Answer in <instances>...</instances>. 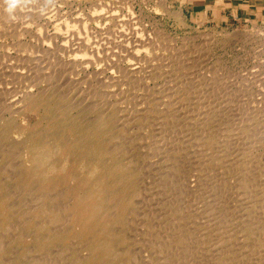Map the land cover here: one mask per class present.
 Instances as JSON below:
<instances>
[{
  "label": "rangeland",
  "instance_id": "rangeland-1",
  "mask_svg": "<svg viewBox=\"0 0 264 264\" xmlns=\"http://www.w3.org/2000/svg\"><path fill=\"white\" fill-rule=\"evenodd\" d=\"M28 2L39 17L0 48L26 59L22 91L53 83L16 120L22 264H264V24L192 20L175 0ZM55 29L87 49L46 53ZM74 55L85 73L61 72Z\"/></svg>",
  "mask_w": 264,
  "mask_h": 264
},
{
  "label": "bare ground",
  "instance_id": "bare-ground-1",
  "mask_svg": "<svg viewBox=\"0 0 264 264\" xmlns=\"http://www.w3.org/2000/svg\"><path fill=\"white\" fill-rule=\"evenodd\" d=\"M11 1V3H10ZM18 2H15V7L17 9L18 7V11L15 12L14 11V16H12V13L11 11L14 10L13 8H10V5L13 3V0H0V48L2 47L5 48L7 50V45L1 40H3L4 38H6L8 35L10 36H20L22 35V21H19V17L20 16H26L27 18L29 16L27 15H30L32 14V16L34 15L35 13V16L36 15V12H33L34 10H32V6L30 5V3L28 2V0L26 1H22V0H17ZM30 1V0H29ZM33 0H31V3H32ZM4 2H7V7H9L7 10L5 8V4ZM37 4V3H36ZM35 4V5H36ZM20 6V7H19ZM14 7V8H15ZM37 6L34 7V9L36 8ZM12 9V10H10ZM15 9V10H16ZM39 9V8H38ZM37 9V10H38ZM36 10V9H35ZM51 10V9H50ZM23 14V15H22ZM37 14H40L37 12ZM41 14L42 13V10H41ZM48 14H51V13H48ZM45 15V16H48ZM12 16V17H11ZM30 16V17H32ZM43 16V15H41ZM40 16V17H41ZM11 17V18H10ZM15 17V18H14ZM16 17H17V20H16ZM20 18V19H23V18ZM25 17V19H26ZM39 17V16H37ZM49 18V17H48ZM33 20V19H32ZM48 21V20H47ZM30 22V21H29ZM45 23V22H44ZM48 24V23H47ZM51 24V23H50ZM80 25V24H79ZM31 26V25H30ZM47 26V25H46ZM25 28V27H24ZM43 28V27H42ZM26 29V28H25ZM58 29H55L52 33H50L51 37L48 38L47 40L50 41L51 44H49L46 40L45 42V45L47 44V47H43L41 46V48L43 47L44 50H46L47 52L46 53H50V54H53L54 52L58 51L62 54V57L63 56H67L69 55L71 57V54L73 56V52H76V50H80V52H82L81 50H86V46H84V44L81 42V40H76V43L74 45L71 44V41L72 39L74 38H68L67 37V43H65L64 46L62 45H58L59 43L57 41H59V34H58ZM25 31V30H24ZM38 31V30H37ZM38 33V32H37ZM264 33V32H262ZM29 34V33H28ZM42 34V33H41ZM39 35V34H38ZM46 35V34H44ZM247 35V34H246ZM40 36V35H39ZM43 36V35H42ZM19 37V38H20ZM62 37V36H61ZM72 37V36H71ZM240 38L242 36H239ZM210 38V37H209ZM20 40V39H19ZM42 40V39H41ZM45 40V39H44ZM131 41V40H130ZM134 41V40H133ZM8 42V41H7ZM16 42V41H15ZM9 43V42H8ZM11 43V42H10ZM9 43L10 47L12 46L11 44ZM19 43H22V41H20ZM86 43V42H85ZM137 43V42H136ZM13 44V43H12ZM18 43H16L17 45ZM43 44V43H42ZM21 45V44H20ZM23 45L20 46H15V47H19L20 49L22 48ZM32 46V45H31ZM16 49V48H15ZM29 49V48H28ZM35 49V48H34ZM22 50V49H21ZM75 50V51H74ZM35 51V50H34ZM1 52V51H0ZM8 52V51H7ZM6 52V53H7ZM18 52V49L17 51ZM45 52V51H44ZM43 52V53H44ZM84 52V51H83ZM6 53H2L0 54V80L2 77L6 76V77H12V80L14 79L16 81V83L14 82V80H10L11 83H15L12 87H9L8 85H6V82L5 84L3 83V81H1L2 83H0V148L2 143H4L6 140L4 139H8V137H14V135H16L15 137L18 138V140H20V138L22 137V123L20 125V122L19 124L16 123V120H18V118H21V121H22V109H23V106L24 107H27L28 105L31 104L32 102V99L35 98V97H42L44 95H46L48 92H52V88L49 87L51 86L53 83H51V78H53V76L56 74L57 75V71L55 70H60V69H67L68 71H83V73H85V66L83 63H79L77 61L76 58V55H74L75 57L74 58H67L66 63L64 62H61L62 64V67L58 66V69H56V67H53L55 68H52V66L50 67V69L52 68V70H49L50 72H47L45 75V77L47 79H44L46 81V84L48 83H51V85H40V84H36L35 82L36 81H32V83L30 84L32 87H30V85H28L30 88L26 87L27 89L22 91V76H24V74L22 75V53L21 54H18V53H14L15 56H13V54H6ZM9 53V52H8ZM42 53V52H41ZM85 53V52H84ZM45 55V54H44ZM79 55V54H78ZM80 56V55H79ZM157 56V55H156ZM87 57V56H86ZM31 58V57H30ZM56 59V58H55ZM24 60H26L24 58ZM23 60V61H24ZM33 60V59H32ZM48 60H50L48 58ZM84 60V59H83ZM39 61V59H38ZM61 61V60H60ZM155 61V60H154ZM32 63V62H31ZM30 63V64H31ZM58 63L60 64V62L58 61ZM34 64V63H33ZM41 65V64H40ZM38 65V66H40ZM20 66V68H19ZM36 66V65H35ZM42 66V65H41ZM40 66V67H41ZM49 67V66H48ZM47 67V68H48ZM60 67V68H59ZM64 67V68H63ZM83 67V68H82ZM33 69V68H32ZM43 69H46V68H42ZM70 69V70H69ZM31 70V69H30ZM35 70V69H34ZM38 70V69H37ZM41 70V69H39ZM62 70V71H63ZM33 71V70H31ZM61 71V70H60ZM60 71H58L60 73ZM61 71V72H62ZM66 71V70H65ZM64 71V72H65ZM67 71V73H69ZM70 71V73H71ZM38 72V71H37ZM40 72V71H39ZM43 72V71H41ZM29 73V72H27ZM67 73H65V75L67 76ZM73 73V72H72ZM31 75V72L29 73ZM33 74V73H32ZM40 75V74H39ZM64 75V77H65ZM69 75V74H68ZM72 75V74H71ZM34 76V74H33ZM36 76V75H35ZM42 76V75H41ZM5 77V78H6ZM25 77H27L25 75ZM44 77V78H45ZM55 77V76H54ZM61 77V76H60ZM63 77V76H62ZM4 78V79H5ZM29 79V77H27ZM26 78V79H27ZM35 78V77H34ZM38 78V76H37ZM40 78V77H39ZM69 78V77H68ZM3 79V78H2ZM25 79V80H26ZM27 79V80H28ZM89 78H87L88 80ZM8 80V79H7ZM31 79L30 78V82H31ZM36 80H39V79H36ZM42 79V81H44ZM50 82H48V81ZM55 80V79H54ZM58 80V79H57ZM56 80V81H57ZM65 80V79H64ZM29 81V80H28ZM84 81V80H83ZM82 81V82H83ZM10 82L8 84H10ZM37 85H35L34 83ZM41 82V81H40ZM48 82V83H47ZM58 82V81H57ZM70 82V81H69ZM24 83H26V81H24ZM38 83V82H37ZM43 83V82H42ZM45 83V82H44ZM43 83V84H44ZM28 84V83H27ZM35 86H33V85ZM77 84V83H76ZM87 84V83H86ZM53 87V86H52ZM64 87V86H63ZM106 87V86H105ZM51 88V89H50ZM72 88V87H71ZM88 88V87H87ZM79 89V88H78ZM77 89V90H78ZM85 91V90H83ZM55 92V91H54ZM79 92V91H78ZM107 92V91H106ZM87 93V92H86ZM102 93V92H101ZM76 94V93H75ZM104 94V92H103ZM106 94V93H105ZM66 95V94H65ZM75 96V95H74ZM92 96V95H91ZM112 96V94H111ZM90 97V96H89ZM124 98V97H123ZM82 99V98H81ZM101 101V100H99ZM199 101V100H197ZM92 102V101H91ZM117 102V101H116ZM81 103V102H80ZM112 103V102H111ZM138 103V102H137ZM136 104V103H134ZM94 106V105H93ZM127 106V105H126ZM132 106V105H131ZM203 106V105H202ZM127 108V107H126ZM207 108V107H206ZM200 109V108H199ZM224 110V109H223ZM138 111V110H137ZM206 112V111H205ZM238 114V113H236ZM180 116V115H179ZM207 116V114H206ZM238 116V115H237ZM122 117V116H121ZM119 116V118H121ZM212 117V116H211ZM232 117V116H231ZM117 119V118H116ZM118 120V119H117ZM132 120V119H131ZM206 120V119H205ZM7 122H10V123H14L16 126L15 128H12V127H5L6 126L5 124ZM221 121V120H219ZM116 122V121H115ZM169 122V121H168ZM239 122V121H238ZM124 123V122H123ZM126 123V122H125ZM170 123V122H169ZM241 123V122H240ZM255 124V123H254ZM124 125V124H123ZM162 125V124H161ZM250 127V126H249ZM143 128V127H142ZM256 128V127H255ZM264 128V127H263ZM262 128V129H263ZM226 129V128H224ZM232 130V129H231ZM250 130V129H249ZM255 131V130H254ZM232 132V131H231ZM260 132V131H258ZM257 132V133H258ZM205 133V131H204ZM262 133V132H261ZM164 134V133H163ZM240 134V133H239ZM243 134V133H242ZM256 134V133H255ZM259 134V133H258ZM177 135V134H176ZM238 135V134H237ZM161 136V135H160ZM230 136V135H229ZM240 136V135H239ZM14 137V138H15ZM244 137V136H243ZM41 138V137H40ZM183 139V138H182ZM9 140V139H8ZM242 140V139H241ZM163 142V141H162ZM239 142V141H238ZM255 142V141H254ZM14 143V142H13ZM12 143V144H13ZM225 143V142H224ZM9 144V143H8ZM231 144V143H230ZM19 145L20 147L18 146V141L15 142V146L17 148V152H15L13 150V152L10 154H8V157L10 155H12L11 157L16 160L15 163H11L9 165L5 164L6 166H1L0 167V264H22V208H21V211H20V214L19 217H20V220L17 221H10L11 218H12V214H15L16 212H19L18 210H16V206L18 205H21L22 204V138H21V141H19ZM233 145V144H232ZM242 145V144H241ZM245 145V144H244ZM243 145V146H244ZM3 146V145H2ZM165 146V145H164ZM14 147V146H13ZM161 147V146H160ZM169 147V146H168ZM241 147V146H240ZM178 148V147H177ZM214 148V147H213ZM227 148V147H226ZM251 148V147H250ZM172 149V148H171ZM175 149V148H174ZM253 149V148H251ZM4 150V149H3ZM54 150V149H53ZM170 150V149H169ZM229 150V149H228ZM225 151V150H224ZM251 151V150H250ZM2 152V151H1ZM197 153V152H195ZM25 154V153H24ZM185 156V155H184ZM187 156V155H186ZM44 157L40 155L38 156V160L41 161V159ZM212 157V156H210ZM228 157V156H227ZM170 158V157H169ZM181 158V157H180ZM186 158V157H185ZM162 159V158H161ZM175 160V159H174ZM8 161H6L7 163ZM4 164V163H3ZM2 164V165H3ZM183 164V163H182ZM196 164V163H195ZM198 164V163H197ZM200 164V163H199ZM204 164V162H203ZM143 165V164H142ZM156 168V167H155ZM231 168V167H230ZM218 169V168H217ZM249 169V168H248ZM155 170V169H154ZM242 171V170H241ZM218 173V172H217ZM216 175V173H214ZM126 176V175H125ZM13 181V183H12ZM130 182V181H129ZM158 186V185H157ZM216 186V185H215ZM217 191V190H216ZM218 192V191H217ZM216 192V193H217ZM222 192V191H221ZM19 196L21 200H18V201H14L13 203V198H15L16 196ZM14 196V197H13ZM59 196V195H58ZM70 197V196H69ZM68 197V198H69ZM236 197V196H235ZM71 198V197H70ZM67 199V198H66ZM63 200V199H62ZM69 200V199H68ZM210 200V199H209ZM201 201V200H200ZM65 202V201H64ZM66 203V202H65ZM79 206H75L76 210L77 211H80L81 210V205L78 204ZM22 206V205H21ZM20 206V207H21ZM73 206V205H72ZM43 207V206H42ZM63 208L66 209V207L64 206ZM70 208V207H69ZM68 208V209H69ZM74 208V207H72ZM72 208L70 210H72ZM75 208H74V211H75ZM200 208V207H199ZM213 208V207H212ZM68 209H67V213H68ZM62 210V209H61ZM76 212V211H75ZM73 213L71 211L70 214V217L72 219V217L76 216V213ZM46 213V212H45ZM61 213V212H60ZM201 213V212H200ZM3 218H2V217ZM67 216H69L67 214ZM178 216V215H177ZM45 217V216H44ZM70 219V218H69ZM68 219V220H69ZM194 219V218H193ZM203 220V219H202ZM47 221V220H46ZM67 221V219H66ZM175 222V221H174ZM47 223V222H46ZM101 223V222H100ZM63 224V223H62ZM175 224V223H174ZM208 224V223H207ZM67 225V224H66ZM206 225V224H205ZM69 227V226H68ZM66 229V228H65ZM68 229V228H67ZM174 229V228H173ZM207 229V228H206ZM115 230V229H114ZM61 231V230H60ZM224 232V231H223ZM210 233V232H209ZM225 233V232H224ZM68 236V235H67ZM73 237V236H72ZM180 237V236H179ZM18 238V239H17ZM187 238V237H186ZM75 240V239H74ZM174 240V239H173ZM262 240V239H261ZM72 242V241H70ZM100 244H98L99 246ZM183 245V244H182ZM256 245V244H255ZM211 247V246H210ZM179 248V247H178ZM213 248V247H212ZM188 249V248H187ZM72 250V249H71ZM216 250V249H215ZM264 250V249H263ZM217 251V250H216ZM215 251V252H216ZM185 255V254H184ZM85 256V255H84ZM86 256H90V255H86ZM264 256V255H263ZM48 257V256H47ZM65 257V255H64ZM91 257V256H90ZM89 257V258H90ZM185 257V256H184ZM183 257V259H184ZM253 257V256H252ZM38 258V257H37ZM46 258V257H45ZM79 258V257H78ZM86 258V257H85ZM41 259V258H40ZM56 259V258H55ZM82 259V258H81ZM182 259V258H181ZM251 259V258H250ZM83 260V259H82ZM72 261V259L70 260ZM30 262V261H29ZM80 262V261H79ZM56 263H59V262H56ZM232 263V262H231ZM244 263V262H242Z\"/></svg>",
  "mask_w": 264,
  "mask_h": 264
},
{
  "label": "crops",
  "instance_id": "crops-1",
  "mask_svg": "<svg viewBox=\"0 0 264 264\" xmlns=\"http://www.w3.org/2000/svg\"><path fill=\"white\" fill-rule=\"evenodd\" d=\"M187 18L218 24H264V0H175Z\"/></svg>",
  "mask_w": 264,
  "mask_h": 264
},
{
  "label": "clouds",
  "instance_id": "clouds-1",
  "mask_svg": "<svg viewBox=\"0 0 264 264\" xmlns=\"http://www.w3.org/2000/svg\"><path fill=\"white\" fill-rule=\"evenodd\" d=\"M15 7V0H13V3L10 5V8H14Z\"/></svg>",
  "mask_w": 264,
  "mask_h": 264
}]
</instances>
